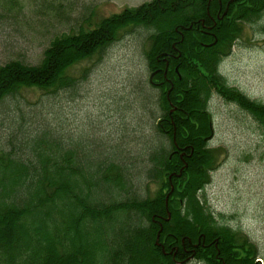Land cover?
Segmentation results:
<instances>
[{
    "label": "trees",
    "instance_id": "16d2710c",
    "mask_svg": "<svg viewBox=\"0 0 264 264\" xmlns=\"http://www.w3.org/2000/svg\"><path fill=\"white\" fill-rule=\"evenodd\" d=\"M263 15L264 0H153L54 39L38 65L0 66V105L24 89H72L73 66L135 27L149 31L148 70L163 82L156 89L162 143L144 169L160 186L152 197L138 193L128 163L87 159L48 130L33 138L28 158L0 148V264H260L201 193L218 159L209 148L213 97L264 128V105L229 87L220 71L244 25Z\"/></svg>",
    "mask_w": 264,
    "mask_h": 264
},
{
    "label": "rangeland",
    "instance_id": "374dc122",
    "mask_svg": "<svg viewBox=\"0 0 264 264\" xmlns=\"http://www.w3.org/2000/svg\"><path fill=\"white\" fill-rule=\"evenodd\" d=\"M152 1L0 0V66L38 65L54 39L92 31L104 19ZM149 36L145 28L121 30L105 53L68 71L77 87L56 93L29 88L7 99L0 105V148L28 158L33 138L48 130L65 149L80 146L87 159L128 163L138 193L152 197L160 186L146 180L144 169L162 143V114L159 93L149 84ZM220 71L229 87L264 105V15L244 25ZM209 109V148L218 159L201 197L219 224L237 234V244H251L256 262L264 264V128L223 97L215 95Z\"/></svg>",
    "mask_w": 264,
    "mask_h": 264
},
{
    "label": "flooded vegetation",
    "instance_id": "af4514ba",
    "mask_svg": "<svg viewBox=\"0 0 264 264\" xmlns=\"http://www.w3.org/2000/svg\"><path fill=\"white\" fill-rule=\"evenodd\" d=\"M167 34H170V33H167ZM167 67H169V64L167 65ZM151 76H152V79H151ZM155 73H151L150 75V79H149V84L155 88V89H158L157 87L161 86L163 84V82L159 81L158 79L155 78ZM171 190V188H170Z\"/></svg>",
    "mask_w": 264,
    "mask_h": 264
}]
</instances>
